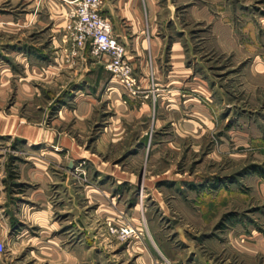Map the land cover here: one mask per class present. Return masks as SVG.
I'll list each match as a JSON object with an SVG mask.
<instances>
[{
	"label": "rangeland",
	"instance_id": "1",
	"mask_svg": "<svg viewBox=\"0 0 264 264\" xmlns=\"http://www.w3.org/2000/svg\"><path fill=\"white\" fill-rule=\"evenodd\" d=\"M18 1L0 0V264H264V0H169L190 75L145 89L133 68V90L76 47L65 2Z\"/></svg>",
	"mask_w": 264,
	"mask_h": 264
},
{
	"label": "crops",
	"instance_id": "2",
	"mask_svg": "<svg viewBox=\"0 0 264 264\" xmlns=\"http://www.w3.org/2000/svg\"><path fill=\"white\" fill-rule=\"evenodd\" d=\"M52 1L59 2L61 0ZM192 8L195 9V7ZM70 9V6L65 4L61 18L67 17ZM174 9V2L169 0H166L164 4H160L159 0H104L102 14L112 23L114 36L126 46L127 59L134 68L139 84L145 89L151 87L152 78L157 81V87H169L170 85L178 86L182 76L190 75L189 70L185 67L182 43L171 41L169 44V34L164 30V24L173 18ZM203 14L211 16L208 10ZM209 16L206 17L208 20ZM206 18L203 20L205 21ZM28 19L31 21L35 19V14H29ZM12 22L15 23L14 20ZM222 42H224L223 39ZM167 47H169L168 53L170 54L168 65L172 70L168 74L164 70L162 61ZM176 70L179 75L176 74ZM140 108L149 109L150 105L148 102H144ZM31 132L33 134L29 141L34 144L42 143L41 138L36 136L37 132ZM4 189L5 187H3ZM5 194L7 192L2 193V196L4 197ZM4 210L2 209V211ZM20 230L27 231L21 228L16 231V234L19 235Z\"/></svg>",
	"mask_w": 264,
	"mask_h": 264
},
{
	"label": "built area",
	"instance_id": "3",
	"mask_svg": "<svg viewBox=\"0 0 264 264\" xmlns=\"http://www.w3.org/2000/svg\"><path fill=\"white\" fill-rule=\"evenodd\" d=\"M70 6L68 33L80 51L91 49L93 55L102 58L107 70L123 85L133 90L132 65L119 40L114 36L112 23L103 16L104 0H62ZM6 245L0 241V253Z\"/></svg>",
	"mask_w": 264,
	"mask_h": 264
}]
</instances>
